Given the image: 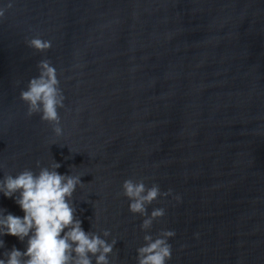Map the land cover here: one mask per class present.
<instances>
[{
    "label": "water",
    "instance_id": "water-1",
    "mask_svg": "<svg viewBox=\"0 0 264 264\" xmlns=\"http://www.w3.org/2000/svg\"><path fill=\"white\" fill-rule=\"evenodd\" d=\"M44 59L59 137L19 98ZM53 160L82 175L76 216L115 240L109 264H136L165 229L166 264H264V0H0V176ZM126 178L172 190L147 205L164 208L149 228ZM0 207L23 215L2 194Z\"/></svg>",
    "mask_w": 264,
    "mask_h": 264
},
{
    "label": "clouds",
    "instance_id": "clouds-1",
    "mask_svg": "<svg viewBox=\"0 0 264 264\" xmlns=\"http://www.w3.org/2000/svg\"><path fill=\"white\" fill-rule=\"evenodd\" d=\"M27 44L44 50L51 42L32 37ZM37 69V75L30 77L20 90L19 98L26 103L28 116L38 113L40 120L51 124L59 137L63 128L57 109L63 106V95L56 68L44 59L38 61ZM36 165L37 171L24 168L15 174L7 172L0 176V194L11 197L23 213L14 215L0 207V249H4L5 235L15 236L25 244L22 250L13 245L0 252V264H93V257L95 264H109L108 254L115 240L104 239L109 235L107 229L102 234L85 231L76 216L72 198L77 187L82 186V175L58 172L60 163L55 160L47 166L36 161ZM120 187L128 200V211L144 217L141 229L149 228L153 220L164 215V208L155 207L148 212L147 205L158 197L172 194L171 189L161 191L155 183L146 186L143 180L134 182L126 178ZM173 198L180 199L179 195ZM173 235L172 230L166 229L155 237L146 232L144 243L136 249V264H166L171 256L167 238Z\"/></svg>",
    "mask_w": 264,
    "mask_h": 264
}]
</instances>
